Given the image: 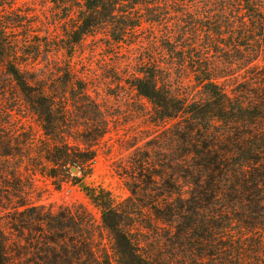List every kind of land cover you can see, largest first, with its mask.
Here are the masks:
<instances>
[{"label": "trees", "instance_id": "16d2710c", "mask_svg": "<svg viewBox=\"0 0 264 264\" xmlns=\"http://www.w3.org/2000/svg\"><path fill=\"white\" fill-rule=\"evenodd\" d=\"M25 2L0 0V264H264V0ZM99 36L130 51L162 130L123 204L85 183L109 121L73 59ZM39 176L80 187L101 224L35 206Z\"/></svg>", "mask_w": 264, "mask_h": 264}, {"label": "rangeland", "instance_id": "374dc122", "mask_svg": "<svg viewBox=\"0 0 264 264\" xmlns=\"http://www.w3.org/2000/svg\"><path fill=\"white\" fill-rule=\"evenodd\" d=\"M28 6H45V0H25ZM44 4V5H43ZM40 19L51 20L57 13H36ZM61 14V13H60ZM34 21L37 19L34 17ZM108 40L103 36L90 37L77 49L73 59L76 77L86 85L89 94L100 106L109 121V133L99 146L96 161L85 170L87 185L108 190L117 201L123 204L132 194V187L138 184L137 176L132 175L130 165L134 154L138 157L141 151H153L149 145L156 142L161 129L154 127L149 120L151 107L130 86L122 74L129 61V50L122 52L109 48ZM137 54V51H133ZM27 123L40 135L37 121L29 114ZM73 175L81 176L76 171ZM35 206L53 211L81 207L92 214L96 223L101 224L100 212L90 203L82 189L66 184L56 190L50 181L36 179V186L30 193Z\"/></svg>", "mask_w": 264, "mask_h": 264}, {"label": "water", "instance_id": "95a60500", "mask_svg": "<svg viewBox=\"0 0 264 264\" xmlns=\"http://www.w3.org/2000/svg\"><path fill=\"white\" fill-rule=\"evenodd\" d=\"M77 170L74 168V169H72V172H76Z\"/></svg>", "mask_w": 264, "mask_h": 264}]
</instances>
